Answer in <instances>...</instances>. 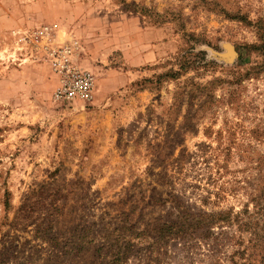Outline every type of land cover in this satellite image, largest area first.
<instances>
[{
	"label": "rangeland",
	"instance_id": "rangeland-1",
	"mask_svg": "<svg viewBox=\"0 0 264 264\" xmlns=\"http://www.w3.org/2000/svg\"><path fill=\"white\" fill-rule=\"evenodd\" d=\"M237 11L264 22V0H0V53L53 24L95 76L58 103L45 63L0 61V264L264 262V56Z\"/></svg>",
	"mask_w": 264,
	"mask_h": 264
},
{
	"label": "built area",
	"instance_id": "built-area-1",
	"mask_svg": "<svg viewBox=\"0 0 264 264\" xmlns=\"http://www.w3.org/2000/svg\"><path fill=\"white\" fill-rule=\"evenodd\" d=\"M12 43L0 53L1 62L21 64L43 62L55 78L51 89L52 102L84 105L93 98L95 76L80 66L76 57L82 51L77 39H59L53 24H39L10 31Z\"/></svg>",
	"mask_w": 264,
	"mask_h": 264
},
{
	"label": "trees",
	"instance_id": "trees-1",
	"mask_svg": "<svg viewBox=\"0 0 264 264\" xmlns=\"http://www.w3.org/2000/svg\"><path fill=\"white\" fill-rule=\"evenodd\" d=\"M207 5H216L215 2H208ZM228 14H226L227 16ZM227 17H229L230 19H234V20H237V21H241L243 22L244 24H247V25H254L257 29V32H258V35H257V39H258V43H254V44H250V45H244V49L245 50H254V51H260L261 54L264 56V30H263V18L259 15H257L254 19H250L248 18L247 15H244V14H240L239 11L235 12L234 14L232 15H228ZM186 55L185 57H183L181 55V62L178 63L179 64V70L178 71H173L171 72L170 74H161V75H158V79H161L162 77L164 76H168L169 78H177V76L180 74V72H185V70H187L189 67H191L194 62H195V59H192L190 57L191 53L189 51H186L185 52ZM192 56H197L195 54H192ZM256 72H264V61H263V67L261 68V70H258ZM215 81V80H212V81H208L207 84L208 85H211L212 82ZM186 83L184 85L187 84L188 80L185 81ZM197 87V85H196ZM183 92L180 91L179 92V95L182 96ZM182 213V214H180ZM179 214L181 216V218L183 219H190L189 222V225H192L191 227L194 229V231H197L198 229H202L204 226L205 228H209L211 227L213 224H215L216 222H227L229 221V218L227 216H224L222 213H199V214H196L195 217L191 212H180L179 211ZM188 224V223H187ZM124 255V253H123ZM114 257H116L115 261L119 260L120 258H122V256L120 254H118V252L114 255ZM264 264V262L262 263Z\"/></svg>",
	"mask_w": 264,
	"mask_h": 264
}]
</instances>
